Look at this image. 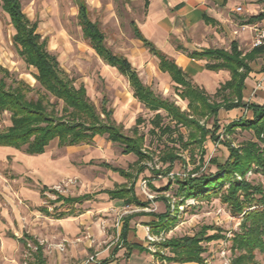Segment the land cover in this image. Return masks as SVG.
I'll return each mask as SVG.
<instances>
[{
    "label": "rangeland",
    "instance_id": "374dc122",
    "mask_svg": "<svg viewBox=\"0 0 264 264\" xmlns=\"http://www.w3.org/2000/svg\"><path fill=\"white\" fill-rule=\"evenodd\" d=\"M79 1L21 0V3L29 18L38 21V32L47 39L49 51L58 57L61 67L75 80L76 85H86L98 108H101L104 94L107 95L109 106H115L119 112L122 111L118 120H121L123 130L130 135L133 134L136 118H144V122L139 125V132L145 137L143 149L150 153L152 158L146 162L148 168L136 181V191L146 199L144 201H152L151 206L143 210L165 212L166 201L157 198L163 196L171 199L173 210L179 200L175 177H183L191 172L194 166L199 164L201 156L205 162L202 171L215 173L217 166L211 159L224 162L229 154L228 149L223 144L207 141L204 144V153L199 148L193 151V158L197 161L195 164L190 160L192 157L188 150H180L179 153L186 160V164L176 160L174 167L167 174L154 173V169H167L169 164L164 163L161 156L173 145L165 136L160 137L150 132V120L155 112L144 107L133 97L127 78L117 69L107 65L84 38L78 20ZM84 1L89 7L91 18L97 21L105 32L108 46L114 52L127 55L132 60L138 59L140 46L134 36L131 22L144 14L145 0ZM15 32L10 16L3 10L0 2V65L9 71V75L5 76L6 80L8 84L13 83L14 79L24 80L37 89V69L28 66L20 55L13 40ZM2 76L3 72L0 71V77ZM144 76L147 77L145 74ZM151 86L157 93L187 109V101H181L177 97L175 85L171 82L165 84L153 79ZM29 96H36L35 90L30 92ZM162 113L165 115L164 122L169 123L166 113ZM227 121L228 119L221 118L222 128L229 123ZM10 124V114L5 112L0 116V129ZM219 133L222 139H228L234 145L246 140L258 141L253 130L237 128L234 133L225 134L220 129ZM57 143V140L52 142L50 157L47 159L49 165L40 174L25 166L19 152H12L9 156L0 158V264H32L34 261L32 253L36 248L33 243L29 240L26 246L18 239H12L9 233H14L18 238L28 233L39 240L44 246L48 264H99L98 262L108 257L109 251L118 242L123 217L136 210H142L139 206L123 202L111 205L109 197L100 194L93 200L77 204L75 215L58 220L56 213L70 208L68 203L63 204V200L58 199L59 195L77 196L127 182L123 177L100 165L101 161H108L135 173L134 163L137 157L132 153L123 154L120 144L109 141L107 137L97 136L92 143L73 147H59ZM260 145L264 148V142H260ZM91 160L94 162L90 163ZM61 171H64L63 174ZM48 175L51 178L48 179ZM246 178L264 186V173L260 170H250ZM238 179H241V176L238 175ZM45 183L49 185V189H56L60 194L49 190L46 191V196H41L40 189ZM227 186L228 183L225 184V187ZM42 207H48L54 215H46L41 210ZM176 215L177 222L172 229L152 234L158 237L152 243L148 237L145 239L150 255L136 254L129 264H135L133 260L138 261V264H233L235 252L231 248V239L233 233L240 230L241 217L232 215L219 197L202 200L190 198L180 206ZM138 223H143L139 217ZM205 225L215 227L209 229L208 234L219 230L225 235L223 238L202 242L206 247L202 254L206 259L205 263L167 260L162 262L155 255H151L153 251L160 249L164 255H173L168 248H161L158 243L172 236L193 235ZM148 227L149 225L145 226L146 232ZM255 253L258 263L264 264V253L259 250Z\"/></svg>",
    "mask_w": 264,
    "mask_h": 264
},
{
    "label": "trees",
    "instance_id": "16d2710c",
    "mask_svg": "<svg viewBox=\"0 0 264 264\" xmlns=\"http://www.w3.org/2000/svg\"><path fill=\"white\" fill-rule=\"evenodd\" d=\"M0 2L16 30L13 40L19 48V53L28 66L37 69L35 78L39 83L37 89L24 80L14 79L13 83L8 84L5 76L9 75V71L0 65V71L4 75L0 77V116L8 112L11 120L9 126L0 129V145L12 146L29 154H39L43 153L55 139H58L59 145L65 146L92 143L96 135H107L109 140L122 146L123 153H133L137 156V160L134 163L135 173L102 162V165L132 180L130 185L106 192L113 198H124L127 204L147 207L151 201H140L135 195L138 175L148 168L146 162L152 158L150 153L144 151L145 137L139 132V125L144 122V118L138 117L132 129L133 134H127L123 126L113 119V110L108 108L105 98L99 110L89 97L85 85L81 84L79 87L75 85V80L61 67L58 57L49 51L47 39L38 32V21L29 18L23 10L21 0H0ZM78 6V20L84 38L106 63L115 66L128 78L134 96L146 108L155 112L150 120L152 124L150 132L160 137L165 136L173 145L161 156L163 162L169 164L167 169H154V173L167 174L174 167L176 160L186 164V160L179 153L180 150H188L192 157L190 160L195 164L197 161L193 158V151L199 148L204 153V144L207 141L223 144L229 152L224 162L211 159L217 166L215 173L202 171L205 162L201 156L199 164H196L191 172L183 177H175L179 200L171 210V199L166 196L161 197L166 201L167 210L164 213L150 212L156 216L149 224L150 233L160 234L172 229L177 222L176 214L186 200L210 199L217 196L227 205L232 215L241 217L240 230L235 231L231 239V248L235 252L233 264H259L255 252L259 250L264 253V186L249 181L246 175L252 169L264 173V148L260 145V142H264V104L247 103L243 99L245 79L250 67L247 57L243 56L238 44L233 42L230 50L208 48L191 53L193 58L215 60L207 64L211 69L225 68L231 72V79L211 95L193 84L175 60L158 50L133 24L135 36L160 59V68L169 72L173 80L179 84L175 87L177 93L182 99L188 100L187 109H182L175 101L163 97L144 84L129 59L123 54L114 52L108 46L105 32L99 23L91 18L87 3L80 0ZM262 18L264 12L251 17L249 21ZM255 49L256 52H264V44ZM33 90L36 96H29ZM239 106L250 109L252 116L231 121L222 128L219 119L220 109ZM162 111L169 118V123L164 122L165 115ZM237 128L253 130L258 141L246 140L234 145L232 141L221 138L220 129L225 134H231ZM238 175L241 179H238ZM226 183H228L227 187H225ZM42 190L43 193L51 190L52 193L60 194L56 189L48 187H43ZM58 199L63 200V204H73L83 197L71 198L59 195ZM43 210L47 214H54L48 207ZM65 214L66 211L58 213V216ZM212 228L215 227L205 225L193 235L172 236L159 242L161 248H168L173 253L171 256L164 255L161 249L153 251L152 254L162 262L167 260L179 263H205L206 259L202 254L206 251V247L202 242L225 236L219 230L208 234V230ZM126 234L127 226L124 225L120 232V240L124 242L123 246H126L129 253L132 247L125 243ZM30 241L36 248L32 253L34 256L32 264H47L43 245L34 237H30ZM138 246L150 252V249Z\"/></svg>",
    "mask_w": 264,
    "mask_h": 264
},
{
    "label": "crops",
    "instance_id": "0c3cea01",
    "mask_svg": "<svg viewBox=\"0 0 264 264\" xmlns=\"http://www.w3.org/2000/svg\"><path fill=\"white\" fill-rule=\"evenodd\" d=\"M144 5H145L144 14L140 18H138V20H133L131 22L132 28H133V24H135L136 27L141 31L142 35L145 38H147L149 41H151L158 50L165 53L169 58L175 60V62L187 73L188 79H190L193 84L203 88L206 92H208L211 95L215 94L218 88L223 83L231 79L232 77L231 72L225 68L219 70L211 69L207 66V64L213 63L215 62V60L211 58H201V59L193 58L191 56V53L201 52L204 49H208V48H219V49L230 50L232 43L236 42L238 44L239 49L242 51L243 56L247 57V61L250 67L249 74L245 79L246 86L243 90V99L247 103L264 104V52H256V49L253 46V38L255 34L253 27L256 25H260V26L264 25V18L249 21L251 17H255L259 15L261 12H264V0H145ZM238 7H242V10L238 11L237 10ZM78 10H79V6H78ZM135 38L136 40H138V46H140V48H138V59L132 60L127 55L124 56H126L129 59L132 66L138 71L140 78L142 79L144 84L150 86L154 91L155 89L151 86L153 79L157 81H161L162 83L165 84L171 82L172 84L175 85V87L178 86L179 84L173 80L170 73L165 72L160 68V59L150 51V49L144 44V42L140 38L136 36ZM106 64L114 69H117L115 66H112L108 63ZM118 72L122 74L119 70ZM144 74L147 75V77L144 76ZM122 75L126 77L124 74ZM81 84L84 83H80L79 85L75 84V85L79 87ZM175 92L177 97L181 101L184 102L187 101V106H188V100L182 99L177 93L176 88H175ZM133 97L137 101H139L134 96V93H133ZM104 98L107 100L108 108L113 110L112 111L113 119L118 124L122 125V123L120 122L121 120L120 121L118 120L119 115L122 114V111L120 110L119 112L117 108H115V106L110 107L109 99L105 94L102 99L101 108L103 105ZM139 102L143 104L141 101ZM143 106L146 107L144 104ZM101 108L98 109L101 110ZM251 116H252L251 110L243 106L234 107L231 109L221 108L219 111V119L220 120L221 118L228 119L227 122H231L234 120H239ZM136 120H135V125H136ZM134 127L135 126H133V128ZM97 136L107 137V135L104 136L96 135L94 139ZM55 140H57L58 142L57 144L59 147H73L80 145V144H76V145L61 146L59 145L58 139ZM52 142L46 147L43 153H39V154H29L23 150L17 149L12 146L0 145V158H3L4 156L5 157L9 156L10 154H12V152H19L21 154L20 158L24 160L25 166L36 170L35 172L40 174L43 173L44 170H46L47 166L49 165L47 163V159L48 157H50L49 149L51 148ZM81 144H89V143H81ZM122 153H123V148H122ZM93 162H94L93 160L90 161V163ZM102 162H106L113 165L108 161H101L99 164L102 165ZM113 166L126 169L121 166H116V165ZM104 167L106 169L111 170L113 173L118 174L120 177H123L124 179L127 180V182L125 181L117 185L114 184L113 186L110 187H105L103 189L94 192H87L77 196H65L71 198L83 197V199L80 201H76L73 204H69L70 208L64 210L67 212V214H65L64 216L61 217L58 216V213L64 211H60L56 213L55 217L58 220H64L71 217L72 215H75L74 210L77 204H81V203L83 204L86 201L93 200L94 198H96V196L100 194L107 195L110 199L111 205H116L119 204L120 202L127 204L124 198H113L109 193L106 192V190H112L127 185L128 182L129 181L132 182V180L121 175L118 171H115L106 166ZM61 172L63 174L64 171ZM143 172H141L138 175L137 179L140 178V175ZM59 175H61V173ZM47 178L49 179L51 177L48 175ZM43 187L50 188L47 183L43 184L40 189L41 196H45L46 193V192L43 193L42 190ZM135 195L137 199H139L140 201L146 200L142 198L141 194L137 193L136 185H135ZM157 198H161V197H157ZM151 203L152 201L148 204L147 207H141L137 204H128V205H134L136 207L139 206L142 209L139 211L136 210L134 212L128 213L123 217L121 230L124 225L127 226L125 243H127V245H129L132 248L128 253L126 246H123L124 242L120 240V234H119L118 242L113 246V248H111L108 257L98 262L99 264H129V261L136 254L150 255V253L147 250H142L141 248H139L138 245L144 247L145 249H149L146 246V242H145V239L147 238L146 236L147 232L145 230V226L149 225L150 222L153 221L156 217L153 215V213L150 212L164 213V212L143 210L144 208H148L149 206H151ZM43 208L45 207H42L41 209L42 211H44ZM44 213L46 215H52V214H47L45 211ZM138 217L141 218V221L143 223H138ZM9 236L12 239H18L26 246L29 244L30 237H33L28 233H25L24 236L20 238L16 237L14 233H9ZM27 239H28V244H26ZM151 255L153 256V254ZM124 256L127 258L126 259L123 258ZM133 262L135 264H138V261L133 260Z\"/></svg>",
    "mask_w": 264,
    "mask_h": 264
},
{
    "label": "built area",
    "instance_id": "2783aa9c",
    "mask_svg": "<svg viewBox=\"0 0 264 264\" xmlns=\"http://www.w3.org/2000/svg\"><path fill=\"white\" fill-rule=\"evenodd\" d=\"M238 11L242 10V7L237 8ZM253 30L255 32L254 38H253V46L258 47L264 44V25H256L253 27ZM147 237L150 243L154 242L158 239V237L153 236L150 233V227L147 229Z\"/></svg>",
    "mask_w": 264,
    "mask_h": 264
}]
</instances>
